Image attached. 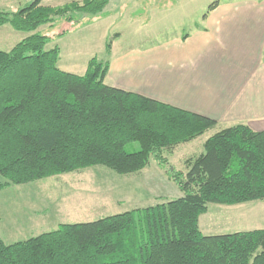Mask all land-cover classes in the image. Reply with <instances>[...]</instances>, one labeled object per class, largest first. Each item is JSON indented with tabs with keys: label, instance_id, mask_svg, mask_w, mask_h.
<instances>
[{
	"label": "trees",
	"instance_id": "trees-1",
	"mask_svg": "<svg viewBox=\"0 0 264 264\" xmlns=\"http://www.w3.org/2000/svg\"><path fill=\"white\" fill-rule=\"evenodd\" d=\"M43 1L0 11V29L28 34L0 50V190L97 166L137 174L216 130L211 118L107 85L109 61L93 58L83 76L60 70L59 48L46 47L70 31L38 30L58 19L102 17L112 0L62 8ZM134 144L139 150L128 151ZM185 164L187 172L172 178L181 198L14 244L0 235V264H264V230L207 236L199 226L211 203L264 202V132L220 129Z\"/></svg>",
	"mask_w": 264,
	"mask_h": 264
},
{
	"label": "rangeland",
	"instance_id": "rangeland-1",
	"mask_svg": "<svg viewBox=\"0 0 264 264\" xmlns=\"http://www.w3.org/2000/svg\"><path fill=\"white\" fill-rule=\"evenodd\" d=\"M8 1L12 2L9 6L20 5L21 9L34 0ZM209 1L212 0H112L102 17L78 15L71 23L58 19L53 25L42 26L38 33L53 37L70 31L46 49L58 47L57 67L83 76L92 57L104 64L109 61V42L114 53H118L188 32L193 25L189 20L193 14H199L196 8H202ZM73 2L82 0H44L42 5L62 8ZM10 8L1 11L18 10ZM27 36L6 25L0 29V50L10 51ZM215 131L180 145L173 154L164 155L166 163L152 158L149 166L137 174L121 176L97 166L0 190L2 240L14 244L52 232L62 224L93 222L181 198L183 193L172 180L173 176L187 172V159L202 154L205 142ZM134 150H139L138 144L128 147V151ZM199 226L207 236L263 230L264 202L236 206L211 203L200 217Z\"/></svg>",
	"mask_w": 264,
	"mask_h": 264
},
{
	"label": "crops",
	"instance_id": "crops-1",
	"mask_svg": "<svg viewBox=\"0 0 264 264\" xmlns=\"http://www.w3.org/2000/svg\"><path fill=\"white\" fill-rule=\"evenodd\" d=\"M11 3L0 0V11ZM196 10L188 32L118 53L112 47L106 84L211 118L216 131L264 132V0H212Z\"/></svg>",
	"mask_w": 264,
	"mask_h": 264
}]
</instances>
